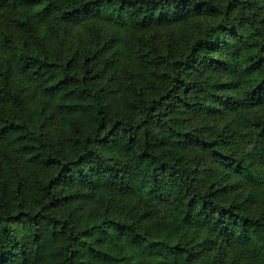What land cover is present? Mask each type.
Here are the masks:
<instances>
[{"label": "trees", "instance_id": "1", "mask_svg": "<svg viewBox=\"0 0 264 264\" xmlns=\"http://www.w3.org/2000/svg\"><path fill=\"white\" fill-rule=\"evenodd\" d=\"M0 264H264V0H0Z\"/></svg>", "mask_w": 264, "mask_h": 264}, {"label": "rangeland", "instance_id": "2", "mask_svg": "<svg viewBox=\"0 0 264 264\" xmlns=\"http://www.w3.org/2000/svg\"><path fill=\"white\" fill-rule=\"evenodd\" d=\"M168 33V34H166ZM128 37L131 41L137 42L140 41L141 43L152 41L155 42H163V40L168 37L173 41L172 31L166 25L160 27H148V28H139V27H132L128 33ZM64 49V48H62ZM134 71L138 76H145V68L141 66H134ZM249 113V112H247ZM209 122L208 125H205L206 130H210L212 133H220L222 136L227 138L229 141H233L235 136L240 134L242 131L244 132L245 126L243 125L242 118L235 117L230 114L229 111H220L212 115L211 118H207ZM239 136V135H238ZM237 136V137H238ZM241 138V137H240ZM247 146V143L245 144ZM244 192V190H243ZM242 192L239 193V197H241ZM245 203L246 209H251L253 207V202H250L249 199L243 200Z\"/></svg>", "mask_w": 264, "mask_h": 264}]
</instances>
